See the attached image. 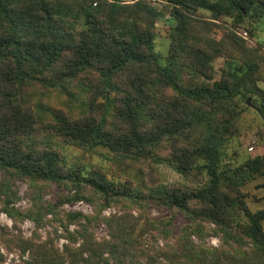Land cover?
Listing matches in <instances>:
<instances>
[{
  "label": "trees",
  "instance_id": "obj_1",
  "mask_svg": "<svg viewBox=\"0 0 264 264\" xmlns=\"http://www.w3.org/2000/svg\"><path fill=\"white\" fill-rule=\"evenodd\" d=\"M123 1L78 0L76 8L67 1L0 0L1 209L14 220L29 217L37 225L51 213L69 231L68 223L90 215L63 210L62 218L59 205L65 202L91 201L96 195L101 207L117 205L124 210L130 204L157 203L181 211L189 220L179 231L170 216L148 223L154 238L181 248L182 264H227L220 247L191 239V235L204 236L205 223L214 224L210 234L237 245L230 244L231 251L243 244L257 250L261 264L264 206L252 210L241 187L255 177L262 178L258 185L264 187V153L238 164L223 161L236 130V116L248 107L244 104L248 95L260 99L258 110L264 115V89L257 84L259 74H254L259 62L251 60L240 74L228 69L213 79L211 59L221 50L210 43L212 38L198 36L189 22L199 8L211 10L213 18L228 15L240 17V22L252 12L262 15L264 0H168L164 9L146 0ZM164 12L176 23L169 54L163 59L154 49V21ZM185 71L195 80L185 82ZM73 83L85 85L87 92L77 116L22 97L30 87H61L71 93ZM200 125L202 138L189 143ZM55 141L99 147L143 161L148 167L145 186L68 164ZM163 141L168 150L161 158L181 170L197 167L207 172L205 184L189 188L156 180L148 162L154 155L152 145ZM15 178L28 184L32 204L27 208L11 205L17 199ZM50 182L74 191L62 193L52 203L41 190ZM134 218L130 210L107 217L115 239L110 252L113 264H127L123 257L130 253H115L113 248L132 241V221L139 219ZM102 243L93 246L100 251ZM245 256L240 255L239 262L231 258L228 264H248Z\"/></svg>",
  "mask_w": 264,
  "mask_h": 264
},
{
  "label": "rangeland",
  "instance_id": "obj_2",
  "mask_svg": "<svg viewBox=\"0 0 264 264\" xmlns=\"http://www.w3.org/2000/svg\"><path fill=\"white\" fill-rule=\"evenodd\" d=\"M63 1H67L72 7H78V0H52L57 4ZM132 1L134 0H124L123 2ZM146 1L157 9L168 8L169 4L168 0ZM252 13L238 22L240 17L221 15L213 18L211 10L199 8L197 15L191 18L189 24L203 40L212 38L209 40L210 43L221 50L211 59L213 79H219L222 74L228 72V69L235 70L240 74L248 68L249 62L253 60L259 62L254 74H259L257 84L264 89V13L262 15ZM175 23L176 21L170 17L168 12H164L159 19L154 21L156 30L154 49L163 59L169 54L170 38ZM75 24L80 23L76 21ZM187 74L192 73L188 71L183 73L185 82L195 80L194 75ZM204 80L209 81L210 79ZM85 88L86 86L81 83H73L70 87L71 93H67L61 87H30L26 92H23L22 97L29 103L37 105L42 103L44 106L60 108L66 113H73L77 116L81 112L80 106L87 96ZM247 98H249V104L246 103ZM247 98L246 102L244 100V104H247L248 107H245L236 116L238 118L235 123L236 130L231 137L226 150L227 154L223 160L226 163L238 164L248 156L264 153V115L262 116L258 110L260 99L254 94L248 95ZM46 117H49L47 113ZM203 132L204 128L200 125L192 132L193 135L190 137L189 143L200 140ZM54 144L60 147L61 154L64 155L68 164L81 165L85 168L84 170L99 169L108 178L132 180L134 185L142 188L145 186L147 174L144 171L148 167L144 165L143 161L138 159L132 161L99 147L80 145L70 141H55ZM167 144V141H163L156 146L152 145L154 155L148 163L152 166L150 168L155 174L156 180L164 184L188 186L189 188H198L205 184L209 178L207 172L197 167L181 170L173 162L161 158V154H165L168 150ZM250 145L253 146L252 149L249 148ZM261 181V177H255L241 187L242 191L246 193V203L252 210L264 206V187L258 185ZM15 185L17 199L11 202V205L16 208L29 207L32 204V199L27 194L29 188L27 182L15 178ZM41 190L46 200L57 203L62 193H72L74 188L69 190L55 182H50ZM97 197L95 195L91 201L79 199L59 205V209L62 211L77 210L90 215L89 219L84 217L80 218L78 222L68 223L69 231L63 230L65 229L64 225L51 213L43 215L44 223L41 225H37L29 217L14 220L1 209L0 203V264H113L114 257L110 255V252H112L111 244L115 239L110 235L107 217L112 213L128 210L135 216L134 219L139 218L132 221L134 227L129 233L132 241L115 244L114 252L120 251V254L129 252L130 255L123 257L127 264L130 261L133 264H150L154 260H156V264H160V262L182 264L181 248L167 246L161 238H154L152 229L148 228L150 221L170 216L174 229L181 230V227L189 222L181 211L171 210L167 206L157 203H144L141 207L137 204H130L125 206V210L118 208L117 205L101 207L99 203L101 199H97ZM62 211H60V215L64 218L65 213ZM205 224L206 231H204L203 237L191 235V239L195 243L220 247L219 251H223L226 255L225 259L221 255V259L227 264L231 258H235L237 262L241 261L237 258L245 254L244 258L248 257V259L243 261L248 264H260L261 256L255 255L257 250H251L250 245L243 244L236 248V252L231 251L230 244H236L231 239L223 242L218 234H210L208 230L214 224ZM94 242H103L100 251L94 248ZM206 255L210 256V254Z\"/></svg>",
  "mask_w": 264,
  "mask_h": 264
},
{
  "label": "water",
  "instance_id": "obj_3",
  "mask_svg": "<svg viewBox=\"0 0 264 264\" xmlns=\"http://www.w3.org/2000/svg\"><path fill=\"white\" fill-rule=\"evenodd\" d=\"M247 103H248V104L250 103L249 98H247Z\"/></svg>",
  "mask_w": 264,
  "mask_h": 264
},
{
  "label": "built area",
  "instance_id": "obj_4",
  "mask_svg": "<svg viewBox=\"0 0 264 264\" xmlns=\"http://www.w3.org/2000/svg\"><path fill=\"white\" fill-rule=\"evenodd\" d=\"M249 148H250V149H252V148H253V146H252V145H250V146H249Z\"/></svg>",
  "mask_w": 264,
  "mask_h": 264
}]
</instances>
